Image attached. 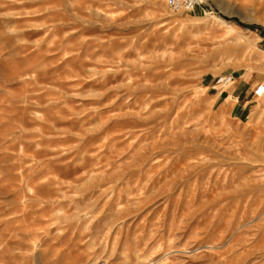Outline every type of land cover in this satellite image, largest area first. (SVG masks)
<instances>
[{
    "label": "rangeland",
    "instance_id": "obj_1",
    "mask_svg": "<svg viewBox=\"0 0 264 264\" xmlns=\"http://www.w3.org/2000/svg\"><path fill=\"white\" fill-rule=\"evenodd\" d=\"M203 3L0 0V264H264V125L206 88L264 0Z\"/></svg>",
    "mask_w": 264,
    "mask_h": 264
},
{
    "label": "crops",
    "instance_id": "obj_2",
    "mask_svg": "<svg viewBox=\"0 0 264 264\" xmlns=\"http://www.w3.org/2000/svg\"><path fill=\"white\" fill-rule=\"evenodd\" d=\"M221 79L228 81L218 90ZM212 82L206 86L207 90L232 115L240 119L250 117L259 119L264 125V73L258 70L235 71ZM260 88L261 90L257 92Z\"/></svg>",
    "mask_w": 264,
    "mask_h": 264
},
{
    "label": "built area",
    "instance_id": "obj_3",
    "mask_svg": "<svg viewBox=\"0 0 264 264\" xmlns=\"http://www.w3.org/2000/svg\"><path fill=\"white\" fill-rule=\"evenodd\" d=\"M203 0H166L167 8L170 12L179 13V12H194L195 10L202 9ZM261 90L258 89L257 92ZM98 264H106L101 262Z\"/></svg>",
    "mask_w": 264,
    "mask_h": 264
},
{
    "label": "bare ground",
    "instance_id": "obj_4",
    "mask_svg": "<svg viewBox=\"0 0 264 264\" xmlns=\"http://www.w3.org/2000/svg\"><path fill=\"white\" fill-rule=\"evenodd\" d=\"M173 13V12H172ZM190 13V12H189Z\"/></svg>",
    "mask_w": 264,
    "mask_h": 264
}]
</instances>
